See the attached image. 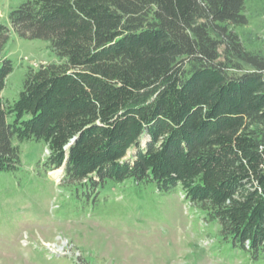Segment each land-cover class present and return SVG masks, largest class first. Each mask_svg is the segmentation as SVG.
Instances as JSON below:
<instances>
[{
  "label": "trees",
  "instance_id": "obj_1",
  "mask_svg": "<svg viewBox=\"0 0 264 264\" xmlns=\"http://www.w3.org/2000/svg\"><path fill=\"white\" fill-rule=\"evenodd\" d=\"M7 19L0 172L41 141L61 190L95 203L108 181L178 188L221 241L264 257V53L231 28L244 0H22ZM10 31L57 55L28 65L11 101Z\"/></svg>",
  "mask_w": 264,
  "mask_h": 264
},
{
  "label": "rangeland",
  "instance_id": "obj_2",
  "mask_svg": "<svg viewBox=\"0 0 264 264\" xmlns=\"http://www.w3.org/2000/svg\"><path fill=\"white\" fill-rule=\"evenodd\" d=\"M21 1L0 0L2 23ZM244 1L248 23L231 28L247 49L264 53V0ZM3 54L14 65L1 91L10 101L28 65L57 60L46 41L13 31ZM20 148V167L0 172V264H264V257L250 260L221 241L218 225L206 221L178 188L161 192L130 178L108 181L89 203L56 184L62 169L43 174V142L25 141ZM57 235L78 250V259L46 255L41 240Z\"/></svg>",
  "mask_w": 264,
  "mask_h": 264
},
{
  "label": "built area",
  "instance_id": "obj_3",
  "mask_svg": "<svg viewBox=\"0 0 264 264\" xmlns=\"http://www.w3.org/2000/svg\"><path fill=\"white\" fill-rule=\"evenodd\" d=\"M41 244V247L43 246L42 248L48 257L61 255L72 258L75 255L76 257L74 259H78V250H73V247L68 245V241L62 239L59 235L53 241L45 242L41 240Z\"/></svg>",
  "mask_w": 264,
  "mask_h": 264
}]
</instances>
